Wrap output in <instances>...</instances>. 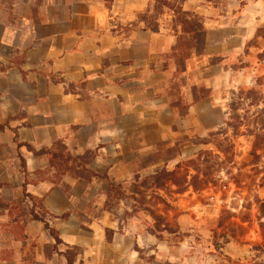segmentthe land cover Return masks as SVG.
<instances>
[{"label": "crops", "instance_id": "obj_1", "mask_svg": "<svg viewBox=\"0 0 264 264\" xmlns=\"http://www.w3.org/2000/svg\"><path fill=\"white\" fill-rule=\"evenodd\" d=\"M152 1L0 0V264H136L132 242L118 240L106 213H90L104 198L88 191L103 180L56 184L42 177L53 171L49 156L26 146L98 152L89 169L113 181L121 169H137L136 156L121 158L123 139L141 140L131 156L142 155V140L167 135L173 121H202L206 106L192 97L183 119L170 108L166 57L177 37L163 21L156 33L143 30L139 18ZM204 2L184 0L183 11L204 17L207 30L216 10ZM40 213L59 243L32 219Z\"/></svg>", "mask_w": 264, "mask_h": 264}, {"label": "rangeland", "instance_id": "obj_2", "mask_svg": "<svg viewBox=\"0 0 264 264\" xmlns=\"http://www.w3.org/2000/svg\"><path fill=\"white\" fill-rule=\"evenodd\" d=\"M167 1L170 9L153 0L151 11L139 20L163 21L177 37L166 57L173 69L168 102L178 114L175 119H183L186 98L192 97L206 106L202 121H173L167 135L142 140L149 145L142 155L131 156L132 150L143 149L141 140L123 139L122 160L136 156L133 175L127 166L111 181L89 169L98 152L69 153L81 157L71 162L57 145L52 150L63 159L54 160L53 171L42 177L56 184L64 178L78 180L76 176L90 183L103 180L88 191L104 198L91 205L90 213L99 218L106 213L121 235L118 240L132 242L136 264H264V0H204L216 10V23L206 30L205 18L191 14L203 24L204 48L200 55L191 49L184 59L176 50L182 51L183 41L193 37L179 25L184 0ZM177 166L182 186L165 176ZM85 169L98 178H89ZM204 176L211 180L205 188L188 187ZM34 206L41 209L39 202ZM38 217L45 221L43 213ZM112 236L106 230L108 241ZM220 242L235 243L240 253L224 255ZM78 252L72 250L69 258Z\"/></svg>", "mask_w": 264, "mask_h": 264}, {"label": "trees", "instance_id": "obj_3", "mask_svg": "<svg viewBox=\"0 0 264 264\" xmlns=\"http://www.w3.org/2000/svg\"><path fill=\"white\" fill-rule=\"evenodd\" d=\"M158 3H160L161 5H163L165 8L170 9L169 7V3L167 0H156ZM179 15L182 16V18L179 21V25L181 27V30L184 34L186 35H193V37L190 40H185L183 41V45H182V51H179L178 49L176 51H178L177 53L180 54V59H184L187 56V53L193 49L196 53V55H200L203 52V48H204V30H203V24H201L199 22V19L197 18H192V15L184 12L183 10H180ZM194 19V20H192ZM144 26H143V30L144 31H150L152 33H156L158 32L159 29V25L158 24H153L151 21L147 20V18L141 19L140 21ZM198 32L201 34V37L203 38V40L200 41V36L198 35ZM180 49V48H179ZM0 130H4V127L0 126ZM60 145L61 146V150L63 152H67L66 148L61 144V143H57L55 146ZM18 147H21V145L19 144ZM27 150L32 152L34 155L39 156V155H48L49 158H51V160L49 161V165L52 164V162L54 160H61L63 159L61 153H55L53 151L55 150H41L39 152H35L34 150H32L29 146H26ZM55 148V147H54ZM60 152V151H59ZM67 160L74 162L75 160H81V157H72L68 152H67ZM21 165H22V169L25 168L24 166V162L23 160L21 161ZM84 165H88V162H85ZM177 169L178 166L176 167V169L172 172H168L165 171L167 177H169L170 179H172L174 181V183L176 185L182 186L181 183H178L177 181H182L180 179H178L177 176ZM85 174L88 175L89 178H98V175L93 174L92 172H90L89 170L83 171ZM76 178L78 179H84V180H88V178H85V176H76ZM184 183V182H183ZM211 183V180L209 178V176H204V180H200L198 181L197 178L195 179L194 182H192V184L190 183L188 185L192 186V188L194 189V191H200L203 188H205L207 185H209ZM33 220L35 221H39L42 222L45 226V228L50 232L51 236L54 237L55 241L57 243H59L58 237H57V233L52 230L48 224L43 221L42 219H40L38 216L36 215H32ZM68 263L71 264V260L68 259Z\"/></svg>", "mask_w": 264, "mask_h": 264}, {"label": "water", "instance_id": "obj_4", "mask_svg": "<svg viewBox=\"0 0 264 264\" xmlns=\"http://www.w3.org/2000/svg\"><path fill=\"white\" fill-rule=\"evenodd\" d=\"M219 249L224 255L230 258H235L240 253L238 246L233 242H228V243L220 242Z\"/></svg>", "mask_w": 264, "mask_h": 264}]
</instances>
